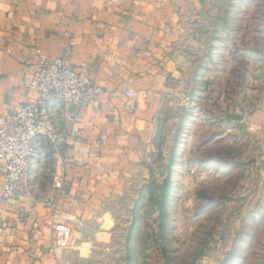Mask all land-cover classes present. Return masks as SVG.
I'll list each match as a JSON object with an SVG mask.
<instances>
[{"label":"crops","instance_id":"1","mask_svg":"<svg viewBox=\"0 0 264 264\" xmlns=\"http://www.w3.org/2000/svg\"><path fill=\"white\" fill-rule=\"evenodd\" d=\"M200 2L0 0V117L35 99L24 79L39 57L61 56L69 38L75 41L69 66L104 92L71 122L59 106L51 107L64 135L62 151L57 155L36 140L16 198L0 193V264H81L85 252L77 253L76 241L93 223V243L112 242L119 228L105 207L135 188V208L150 186L164 99L170 82L184 73L173 53L181 14ZM248 119L264 128V100ZM3 172L0 165V186ZM135 214L126 212L121 233L134 228ZM56 224L71 229L69 247L59 253L52 248Z\"/></svg>","mask_w":264,"mask_h":264},{"label":"rangeland","instance_id":"2","mask_svg":"<svg viewBox=\"0 0 264 264\" xmlns=\"http://www.w3.org/2000/svg\"><path fill=\"white\" fill-rule=\"evenodd\" d=\"M173 53L184 73L164 99L150 186L135 208V188L105 207L119 228L109 245L90 223L81 264H264V128L248 119L264 100V0H201Z\"/></svg>","mask_w":264,"mask_h":264},{"label":"built area","instance_id":"3","mask_svg":"<svg viewBox=\"0 0 264 264\" xmlns=\"http://www.w3.org/2000/svg\"><path fill=\"white\" fill-rule=\"evenodd\" d=\"M74 46V39L69 38L61 56L52 60L39 57L32 76L23 82L29 92L35 93V99L17 105L6 117H0V165L4 171L0 193L4 199L16 198L18 186L35 154L36 140L49 144L57 155L62 151L64 135L56 130L51 107L59 106L63 118L71 122L79 110L104 93L69 66ZM125 96L135 98L131 91H126ZM54 187L60 190L61 181H54ZM70 240L71 229L67 225H54V253L67 249Z\"/></svg>","mask_w":264,"mask_h":264}]
</instances>
